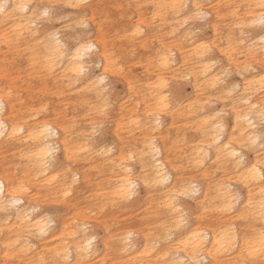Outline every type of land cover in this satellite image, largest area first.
<instances>
[{"label": "clouds", "instance_id": "9594fccd", "mask_svg": "<svg viewBox=\"0 0 264 264\" xmlns=\"http://www.w3.org/2000/svg\"><path fill=\"white\" fill-rule=\"evenodd\" d=\"M0 264H264V0H0Z\"/></svg>", "mask_w": 264, "mask_h": 264}]
</instances>
